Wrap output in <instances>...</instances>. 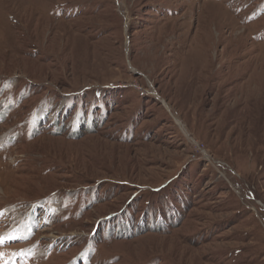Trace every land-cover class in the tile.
I'll use <instances>...</instances> for the list:
<instances>
[{"label": "rangeland", "instance_id": "obj_1", "mask_svg": "<svg viewBox=\"0 0 264 264\" xmlns=\"http://www.w3.org/2000/svg\"><path fill=\"white\" fill-rule=\"evenodd\" d=\"M0 264H264V0H0Z\"/></svg>", "mask_w": 264, "mask_h": 264}, {"label": "snow or ice", "instance_id": "obj_2", "mask_svg": "<svg viewBox=\"0 0 264 264\" xmlns=\"http://www.w3.org/2000/svg\"><path fill=\"white\" fill-rule=\"evenodd\" d=\"M6 239H12V237H9V238L0 237V245H3ZM0 259H3L2 253H0Z\"/></svg>", "mask_w": 264, "mask_h": 264}]
</instances>
